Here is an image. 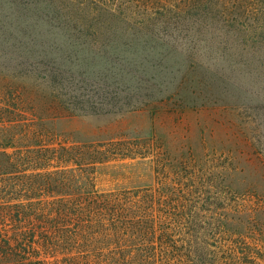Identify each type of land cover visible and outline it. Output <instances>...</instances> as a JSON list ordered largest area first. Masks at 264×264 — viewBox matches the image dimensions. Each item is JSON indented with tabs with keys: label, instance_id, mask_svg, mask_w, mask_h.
Returning <instances> with one entry per match:
<instances>
[{
	"label": "trees",
	"instance_id": "16d2710c",
	"mask_svg": "<svg viewBox=\"0 0 264 264\" xmlns=\"http://www.w3.org/2000/svg\"><path fill=\"white\" fill-rule=\"evenodd\" d=\"M0 1L22 23L37 14L5 44L10 59L37 60L47 90L17 88L0 102V226L15 227L0 240V264H209L206 246L176 229L179 198L97 190V167L133 152L58 129L74 117L195 107L184 76L166 93L151 73L166 58L155 47L175 50L154 34L162 22L152 12L172 19L197 0Z\"/></svg>",
	"mask_w": 264,
	"mask_h": 264
},
{
	"label": "rangeland",
	"instance_id": "374dc122",
	"mask_svg": "<svg viewBox=\"0 0 264 264\" xmlns=\"http://www.w3.org/2000/svg\"><path fill=\"white\" fill-rule=\"evenodd\" d=\"M263 6L262 0H197L184 13L174 10L172 19L152 12L160 18L155 23L162 22L154 34L175 50L155 47L166 58L162 73H151L166 93L184 76L192 95L183 97L195 107L156 116L142 110L74 117L58 125L77 139L133 152L97 167V190L161 191L179 198L177 214L184 219L176 229L192 232L189 237L206 246L209 264H264ZM10 12L0 3V102L21 87L31 96L47 94L32 73L37 60L10 59L7 53L16 49L5 44L37 14L27 13L22 23L24 16ZM162 222L164 229L174 224ZM14 228L2 224L0 240Z\"/></svg>",
	"mask_w": 264,
	"mask_h": 264
}]
</instances>
